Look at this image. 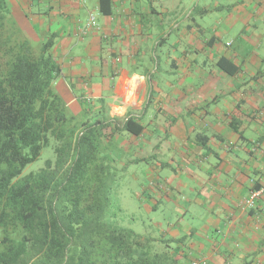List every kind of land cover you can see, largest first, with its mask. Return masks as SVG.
Masks as SVG:
<instances>
[{
    "label": "crops",
    "instance_id": "0c3cea01",
    "mask_svg": "<svg viewBox=\"0 0 264 264\" xmlns=\"http://www.w3.org/2000/svg\"><path fill=\"white\" fill-rule=\"evenodd\" d=\"M4 1L17 41L39 53L52 41L53 86L71 113L107 123L111 138L128 120L144 127L127 131L135 161L152 165V209L174 205L161 236L181 249L159 251L264 264V0H110L107 12L99 0ZM187 215L196 223L180 226Z\"/></svg>",
    "mask_w": 264,
    "mask_h": 264
},
{
    "label": "trees",
    "instance_id": "16d2710c",
    "mask_svg": "<svg viewBox=\"0 0 264 264\" xmlns=\"http://www.w3.org/2000/svg\"><path fill=\"white\" fill-rule=\"evenodd\" d=\"M99 1L107 12L110 0ZM8 18L0 0V264H178L107 215L109 125L71 113L53 86L52 41L36 54ZM131 122L123 128L141 134ZM52 144L55 158L23 176Z\"/></svg>",
    "mask_w": 264,
    "mask_h": 264
},
{
    "label": "rangeland",
    "instance_id": "374dc122",
    "mask_svg": "<svg viewBox=\"0 0 264 264\" xmlns=\"http://www.w3.org/2000/svg\"><path fill=\"white\" fill-rule=\"evenodd\" d=\"M38 50H40V46L35 45L34 52L36 54H39ZM157 56L160 59L159 71L155 74L154 79H167V73L163 71L164 59L160 53ZM156 64L154 68H156ZM79 118L81 121L89 120L90 123L95 121V116L85 115L84 113ZM129 137L130 134L125 131L117 133L114 138H105L102 143V155L105 156L109 166L106 187L110 204L107 208V215L116 221L118 225L130 228L144 238H149L152 235L156 239L164 240L160 241V243H154L151 240L153 244L152 250L154 249V251L158 252L162 248L178 252L181 250L179 243L171 240L166 235L164 237L161 236L169 228L175 226V221L168 219L175 216L172 213L174 205L168 204L164 199L157 208L152 209L153 204L148 194L150 190L148 174L152 165L145 159L139 162L135 161L140 151L138 145L133 144ZM143 144L144 142L141 143V147ZM54 158L55 153L52 144L43 148L40 157L27 165L22 175L38 171L45 166L47 159ZM181 223L180 226H184L185 224L196 222L192 221L190 215H187ZM176 228H179V226ZM178 264H191V260H182Z\"/></svg>",
    "mask_w": 264,
    "mask_h": 264
},
{
    "label": "built area",
    "instance_id": "2783aa9c",
    "mask_svg": "<svg viewBox=\"0 0 264 264\" xmlns=\"http://www.w3.org/2000/svg\"><path fill=\"white\" fill-rule=\"evenodd\" d=\"M95 28H97V20H96L94 15H91L89 17L88 21L86 22L85 31H90V30H93ZM262 192H263L262 190L252 191L246 200L248 206L253 207L254 203H255V199L258 196H260L262 194ZM193 264H201V263L200 262H194Z\"/></svg>",
    "mask_w": 264,
    "mask_h": 264
}]
</instances>
